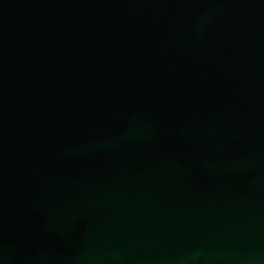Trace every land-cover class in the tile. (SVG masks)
Here are the masks:
<instances>
[{
	"label": "water",
	"instance_id": "obj_1",
	"mask_svg": "<svg viewBox=\"0 0 264 264\" xmlns=\"http://www.w3.org/2000/svg\"><path fill=\"white\" fill-rule=\"evenodd\" d=\"M0 264H264V0H0Z\"/></svg>",
	"mask_w": 264,
	"mask_h": 264
}]
</instances>
